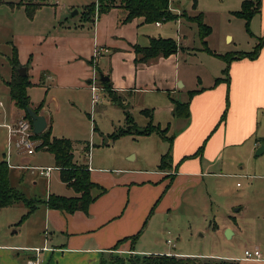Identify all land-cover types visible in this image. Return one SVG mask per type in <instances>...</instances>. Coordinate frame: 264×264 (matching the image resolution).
Returning a JSON list of instances; mask_svg holds the SVG:
<instances>
[{
    "label": "crops",
    "instance_id": "0c3cea01",
    "mask_svg": "<svg viewBox=\"0 0 264 264\" xmlns=\"http://www.w3.org/2000/svg\"><path fill=\"white\" fill-rule=\"evenodd\" d=\"M5 6L12 14L17 10L25 15V20L21 15L17 24L13 18L16 31L12 36L10 54L12 48H15L20 67L26 68V75L31 82L27 89L29 105L33 110L42 103L38 114L46 119L45 129L48 126L52 129L47 115L51 113L49 106L53 105L59 110L62 105L56 94L61 97L62 92H68L69 101L75 104L76 93L85 92L88 93L90 103L91 93L87 84L91 77H100V74L108 77L112 94L103 86L102 91L108 94L113 103L123 108L125 125L117 126L116 132L131 124V120L125 115V111L130 112L124 105L126 97L137 94L138 97L150 99L159 96L166 107L159 108L154 101L144 104L146 107L140 109L147 119L143 126H137L129 113L132 124L137 128L153 124L163 130V134H126L142 139L143 144L148 146L146 153L140 155L139 159L136 152L127 154V157L133 159V162L139 160L143 165L154 163L157 167L155 169L131 167L117 169L113 173L100 166H93L94 159L85 165L74 159L76 141L68 138L72 141L74 164L85 167L89 171L91 182L98 185L91 191L95 196L94 200L86 211L69 213L51 208L46 203L49 194L67 197L77 194L62 181L61 170L55 163L53 166L40 165L55 167L60 182L70 188L73 194L49 191L44 200L33 198L39 200L40 204L13 230L17 234L15 244L0 242V264H7L9 252H6L9 249L26 252L25 264L36 256L39 264H100V260L110 254L124 258L128 254L186 256L184 253L171 252L175 244L170 238L164 240L165 231L157 228V224L154 230L145 224L134 242L128 239L146 223L144 219L147 209L161 188L150 195L137 197L136 191H133L135 187L125 185L145 182L148 178H167L170 184L169 187L166 185L159 204L165 203L161 206L158 204L156 208L159 213L167 214V209H175L183 203L184 195L190 190L194 191L208 178L225 175L222 172L217 174L214 169L221 171L232 161H240L241 153H251L259 145H264V40L256 58L232 59L228 62V81H215L222 77L219 73L224 66H220V70L218 68L206 75L207 84L199 87L198 81L193 83L188 73L185 76L184 71L188 69L181 67V47L178 46V50L168 56H156L146 62L141 61L140 55L136 54L135 46L146 47L151 38H168L163 37L162 21L156 24L157 22H144L142 17H136L123 23L125 11L122 8L113 7L98 14L96 7L93 21L81 19L80 23L70 24L66 17V22H61L65 15L63 11L56 16L54 10L53 19H37V12H41L44 5L38 7L31 17L27 15L24 5L7 3ZM169 6L171 9V2ZM175 11L178 14L179 11ZM256 15H260V33L264 37V0H261L260 12ZM29 22H34L35 26L31 27ZM22 26H25V31ZM98 48H101V52L94 56ZM11 76L10 66V78ZM209 76L212 80H209ZM35 85L47 87L44 97L36 103L31 101L29 95V90ZM78 102L81 103L80 100ZM186 102L187 112L183 109L177 115L176 104ZM89 108L93 112L91 104ZM160 109L171 114V120H168L166 126L161 124ZM50 134L52 135L51 132ZM104 137L105 143H108L110 136ZM81 147L83 153L89 154V141H84ZM167 153L164 167L159 168L161 157ZM20 166L27 168L30 165ZM50 174L51 172L49 175L39 173L49 181ZM122 239L127 240L119 244L117 249H112ZM36 247L41 249L37 254L33 250ZM13 262L16 263L17 260Z\"/></svg>",
    "mask_w": 264,
    "mask_h": 264
},
{
    "label": "rangeland",
    "instance_id": "374dc122",
    "mask_svg": "<svg viewBox=\"0 0 264 264\" xmlns=\"http://www.w3.org/2000/svg\"><path fill=\"white\" fill-rule=\"evenodd\" d=\"M19 1L0 0V102L2 103L0 106V159H4L9 164V185L26 198L44 200L49 191L71 195L72 190L60 182L57 170L51 171L49 181L46 177L39 175V170L20 166L22 164L54 165L53 154L41 146V139L33 136V141H36L38 146L34 154L27 155L19 152L14 145L8 144L7 131L3 127L5 124L18 121L23 115V110L11 99L6 84L10 78L8 56L11 51L12 36L16 31L14 26L21 15L23 19L25 15L20 9L18 10L21 12L14 9L12 14L5 5L8 2L16 4ZM22 1L45 3L43 10L37 12V19L42 17L46 20L53 19L54 10L56 16L63 11L65 15L61 22H66L64 19L66 17L67 22L73 24L82 21L83 7L95 0ZM242 1L170 0L171 9H174L172 12L178 10V15H183L178 20L161 22L163 37L178 41V46L181 47L179 51L182 52L181 67L188 69L184 71L185 76L188 73L193 83L195 80L196 83L198 81L199 87L207 84L206 75L218 68L220 70V66L225 67L227 61L222 56L250 52L256 44L264 40L263 33H260V15L255 14L252 17L248 24L249 31H247L245 20L234 14L241 9ZM75 10L77 13H73ZM13 18L16 19V24ZM29 25L35 26L34 22H29ZM22 28L26 30L25 26ZM219 74L223 76V71ZM211 78L209 76V80ZM46 88L43 85L33 86L29 90L31 101L35 103L40 101L44 97ZM56 96L62 105L59 110H56L53 105L49 106L51 113L47 115L52 124L51 133L56 137H66L76 141L74 145L76 161L86 165L89 160L94 159L93 166H100L113 173L117 169L131 167L157 168L154 163L149 162L143 165L139 160L133 162V159L127 157V154L136 152L139 159L140 155L146 153L148 146L143 144L142 139L133 138L131 135H122L117 138L112 136L117 126L125 125L124 113L123 108L113 103L105 91L100 92V102L93 112H90L88 93L77 92L75 104L69 101L68 92H62L61 97L57 94ZM153 101L159 108L166 107L159 96L149 99L145 96L138 97L136 94L124 99L125 108L130 111L137 126H143L147 121L140 109L146 107L144 104H151ZM170 116V113L162 112L160 109L159 118L162 126H166L168 120H171ZM52 135L50 134V137ZM105 135L110 136L108 143L104 141ZM84 141L90 143L89 154L82 152L81 145ZM255 151L254 149L251 153H241L240 161H232L221 171L214 169L217 174L222 172L225 175L208 178L196 187L195 193L190 190L184 195L183 203L175 209H167V214L156 211L163 199L166 185L169 187L167 178H148L147 181H142L143 183H129L125 187L134 186L133 191H136L137 197L150 195L161 188L156 199L147 209L144 220L152 230L156 224L157 228L164 229V240L170 238L175 244L171 252L198 258L234 260L238 264H264V152L256 155ZM163 203L165 202L161 204ZM26 210L22 203H15L0 210V240H3L0 241L1 244H15L17 234L13 233V230L19 227L20 224L17 222ZM227 229L232 231L229 237L225 233ZM255 249L260 252V259L244 258L245 250L252 252ZM8 252L7 264H17V262L25 264L26 252L11 249L6 253ZM129 255L132 254L125 256V259ZM15 259L16 263L13 262Z\"/></svg>",
    "mask_w": 264,
    "mask_h": 264
},
{
    "label": "trees",
    "instance_id": "16d2710c",
    "mask_svg": "<svg viewBox=\"0 0 264 264\" xmlns=\"http://www.w3.org/2000/svg\"><path fill=\"white\" fill-rule=\"evenodd\" d=\"M12 5H24L26 13L31 17L35 10L44 5V2H33L20 0L16 4L14 2H8ZM170 0H95L90 4L84 6L81 12V18L86 21H93L96 13V7H98V14L105 13L113 7L122 8L125 11V17L122 22H128L136 17H142L144 22H165L170 20H176L179 16L170 10ZM261 0H243L241 9L235 11L234 14L245 20L246 30L249 31L248 24L252 17L260 12ZM261 40L252 51L235 53L234 55L222 56L227 62L223 69V76L215 79L216 82L219 80L228 81V62L232 59L240 58H256L258 55L260 46L262 45ZM178 50V44L172 38H151L150 43L146 47L135 46L136 54L140 55V60L146 62L150 58L156 56H168ZM8 61L12 69L11 78L6 81L9 89V95L15 104L23 110V116L29 117L26 112V108H30V101L27 94L28 87L31 86V82L28 76L25 74L21 76L17 72V68L20 67L17 50L12 48L11 54L8 56ZM101 85L110 93V82L108 80L101 81ZM42 104V103H41ZM33 108L35 113L38 114L42 105ZM188 102L176 104L175 113L180 115L184 109L187 112ZM127 119H130V123L125 129H119L113 134L114 138L126 134L134 135H146L151 132H157L163 134V130H160L158 126L149 124L143 128H137L132 124L130 114L125 111ZM224 117V115H223ZM51 126H48L40 134H34V137L41 139V146L46 150L50 151L54 156L55 166L61 170V179L66 185L72 188L76 196H62L49 194L46 203L51 208H57L66 212L72 213L76 210L86 211L90 202H92L95 196L92 195L91 191L93 188L98 186L96 183L91 182L89 171L82 166L75 165L73 162L72 153V141L64 137H50ZM40 146V147H41ZM168 153L161 157L159 168H163ZM8 164L5 160H0V209L12 206L15 203H22L26 207V212L21 215L17 224H21L26 217L36 208L39 200L28 199L22 193L18 192L9 185L8 181ZM103 189L101 188V192ZM100 192V193H101ZM129 237L132 242L139 236L140 232L145 227ZM127 239H122L112 249H117V246ZM100 264H238L234 260H225L219 258H198L191 256H175L167 254H149L146 256L129 255L127 259L119 255H108L100 260Z\"/></svg>",
    "mask_w": 264,
    "mask_h": 264
},
{
    "label": "built area",
    "instance_id": "2783aa9c",
    "mask_svg": "<svg viewBox=\"0 0 264 264\" xmlns=\"http://www.w3.org/2000/svg\"><path fill=\"white\" fill-rule=\"evenodd\" d=\"M156 24H159V22H157ZM100 52L101 48L96 49V51L94 52V56H97ZM87 87L91 93L90 104L91 111H93L94 107L100 102V92L103 90L100 78L98 76L91 77L87 84ZM3 126L7 130V138L9 145H14V147L19 152H22L27 155H32L35 152V149L38 145H36V141H33L34 133L31 120L25 118L22 115V117L18 121H15L11 124H5ZM27 168H30L31 170H39V173L43 175H49V173L55 167L29 166ZM33 250L36 252V254L41 251V249L38 247L34 248ZM260 257L261 254L257 249L252 252L248 250L244 251L245 259L258 260L260 259ZM27 264H39L37 256L35 259L28 260Z\"/></svg>",
    "mask_w": 264,
    "mask_h": 264
},
{
    "label": "water",
    "instance_id": "95a60500",
    "mask_svg": "<svg viewBox=\"0 0 264 264\" xmlns=\"http://www.w3.org/2000/svg\"><path fill=\"white\" fill-rule=\"evenodd\" d=\"M73 13H77V11L75 10ZM18 74L21 76H24L26 74V68L24 66L19 67L18 68ZM100 81H105L108 79V77L103 76L102 74H100ZM26 112L28 113L29 117L31 118V122H32V127H33V133L34 134H40L46 127V119L43 115H39L37 113H35L34 110H32L31 108H26ZM264 152V145L261 144L257 147L255 153L256 155H259L261 153ZM226 236L229 237L231 235V231L229 229H227L225 231Z\"/></svg>",
    "mask_w": 264,
    "mask_h": 264
}]
</instances>
